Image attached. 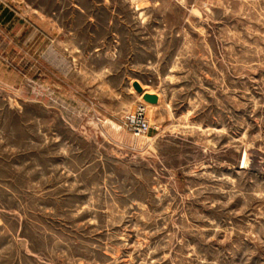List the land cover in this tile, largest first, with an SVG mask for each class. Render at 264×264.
<instances>
[{
    "label": "rangeland",
    "instance_id": "obj_1",
    "mask_svg": "<svg viewBox=\"0 0 264 264\" xmlns=\"http://www.w3.org/2000/svg\"><path fill=\"white\" fill-rule=\"evenodd\" d=\"M0 264H264V0H0Z\"/></svg>",
    "mask_w": 264,
    "mask_h": 264
},
{
    "label": "water",
    "instance_id": "obj_2",
    "mask_svg": "<svg viewBox=\"0 0 264 264\" xmlns=\"http://www.w3.org/2000/svg\"><path fill=\"white\" fill-rule=\"evenodd\" d=\"M133 86L135 87V89L138 91V92H141L142 91V87L141 85L135 81L133 82ZM143 99L148 101V102H152V103H155L157 102V95L154 94V93H149V92H144L143 95H142Z\"/></svg>",
    "mask_w": 264,
    "mask_h": 264
},
{
    "label": "built area",
    "instance_id": "obj_3",
    "mask_svg": "<svg viewBox=\"0 0 264 264\" xmlns=\"http://www.w3.org/2000/svg\"><path fill=\"white\" fill-rule=\"evenodd\" d=\"M133 124L137 123L138 127L136 128L137 131L141 129L147 128V123L144 121V118L141 117V114L138 113L137 115H133L130 120Z\"/></svg>",
    "mask_w": 264,
    "mask_h": 264
},
{
    "label": "bare ground",
    "instance_id": "obj_4",
    "mask_svg": "<svg viewBox=\"0 0 264 264\" xmlns=\"http://www.w3.org/2000/svg\"><path fill=\"white\" fill-rule=\"evenodd\" d=\"M141 87H142V91H141V92H139V94L142 96V95H143V93H144V92H146V91H145V88H143V86H141Z\"/></svg>",
    "mask_w": 264,
    "mask_h": 264
}]
</instances>
